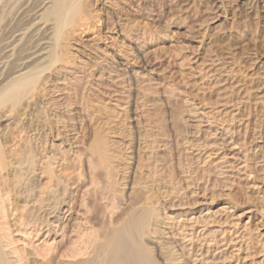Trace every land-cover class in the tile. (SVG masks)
<instances>
[{
    "label": "rangeland",
    "instance_id": "374dc122",
    "mask_svg": "<svg viewBox=\"0 0 264 264\" xmlns=\"http://www.w3.org/2000/svg\"><path fill=\"white\" fill-rule=\"evenodd\" d=\"M42 1L18 4L23 15L31 9L34 17ZM258 1L262 4L252 7L236 0H82L83 15L77 12L76 17H88L91 29L102 34L112 33L116 22L135 23L128 34L137 33L136 53L142 58L131 61L115 54L103 37L95 47L88 46L87 58L80 39L91 37L93 29L88 36L78 29L61 42L73 66L61 60L46 74V95L39 98L43 104L19 107L16 113L0 107L5 149L17 148L19 142L36 155L45 150L52 157L57 145L75 162L69 161L80 174L75 184L83 179L74 151L84 150L81 143L70 148L58 131L79 142L88 133H101L115 152L101 169L83 157V174H99L103 181L84 187L85 193L77 189L79 196L83 193L81 211L73 215L72 225L81 252L90 251L97 233L103 240L108 229L123 223L134 228L138 217L126 205L144 201L150 226L138 240L143 258L129 264H264L259 261L264 258V0ZM17 2L9 1L4 9L9 30L27 22L20 21V13L8 16ZM44 32L47 37L48 30ZM104 54L95 67L93 57ZM42 57L28 65L40 64ZM80 68L83 73L71 71ZM58 92L68 99L62 108L54 104ZM34 124L41 136L37 139L30 132ZM37 239L31 244L20 238L15 245L26 254L42 237ZM110 259V253H101L93 264Z\"/></svg>",
    "mask_w": 264,
    "mask_h": 264
},
{
    "label": "bare ground",
    "instance_id": "6f19581e",
    "mask_svg": "<svg viewBox=\"0 0 264 264\" xmlns=\"http://www.w3.org/2000/svg\"><path fill=\"white\" fill-rule=\"evenodd\" d=\"M9 1L14 2V0H0V25L6 22L3 21L5 18L3 17V13ZM16 1H18V4L23 0ZM81 1L43 0L34 12V17H32V13H28L29 11L31 12V9L24 12L25 15H23L22 10L24 9L20 8L21 4H18L19 7L15 11L10 10L8 16L17 17L20 13V15H23L20 21L24 19L27 22L17 30H9L11 22H6L3 25L5 27V32L3 31L5 35L0 38V107L8 108L6 111L10 113H16L18 111L16 108L19 107H22V109L28 107L32 109V106L39 108L43 104L42 100H39L40 94L42 96L46 95V89H42L43 79L46 78V74L50 73L49 71L61 60L66 59L69 63L74 62L72 56L66 55V51L63 53L64 50L61 47V42L69 40L70 32H76L78 29L84 32V36H88V32L93 29L91 37L88 36L80 39L85 42L84 45L82 44V51H87V58L91 53V48L88 46L95 47L94 42L101 37L104 38L106 48H112L115 54L123 58H129V60L132 59L131 61H133V58H142L136 53L139 50L137 48L139 42L136 38L137 33L128 34V31L135 29V23H128L129 21L116 22V24H113L115 26L111 27L114 29L112 33L106 30L105 34H102L101 29H91L93 24L88 17H76L77 12L83 13ZM235 3H248L252 7H258L261 2L259 3L258 0H236ZM41 23L44 26L43 28L40 27ZM44 30H48L47 37H43ZM124 40L129 41V44L125 46L122 44L118 45V42L123 43ZM44 43L45 45L42 47ZM114 47L115 49H113ZM24 53H26V56L19 57V55ZM41 54L43 57L40 64L28 65L32 58ZM104 56L107 57L105 54L93 57L97 58V60H92L93 65L96 67L98 63H103L105 60ZM70 64L72 65V63ZM87 65L90 66L88 63ZM71 71L72 73L84 72L83 70L76 71L74 69ZM57 84L60 83L58 82ZM53 87L57 91L61 92L62 90L60 85ZM61 93L59 94L58 92V100L53 98L56 100L54 104L59 106L61 102L63 103L67 99ZM36 126L34 124L30 129L35 139L41 137L37 133ZM71 130L69 128L67 131ZM66 135L68 136L67 133ZM5 136L6 131L0 133V264H93L101 253H110L112 258L103 261V264H129L143 258V254L138 248V240L142 241L143 235L149 231L150 226V219H148L147 215V218L144 216L147 212L144 201L143 203L139 201L126 205L128 206V210H130L129 214L138 217L137 222H133L134 228L128 225L125 227V223H123L115 228L108 229L104 234L103 240H98L100 235L97 233V237L94 243H92V248L89 252L86 251V254L83 253L85 251L81 252V249L76 247L77 244L75 245L73 215L76 212L79 214V211H81L79 209L80 204L78 203L79 197L83 196V193L87 190L85 188L83 192L84 187L95 183L100 185L103 181L99 174L94 177H88L83 174L85 171L83 160L85 158L83 157H88V161L91 164L97 162L101 169L102 164L103 167H107L109 161L115 155L112 147L102 141L103 136L101 133L97 132L92 134V136L88 133L87 137L84 138L86 141L81 140L79 142L76 136L72 135V137L70 136V138L67 137L65 139V135L63 136L61 131H58V137H61L62 141L66 140L70 148H77L79 143H81L80 146L82 145L81 148L84 150H82L83 153H80L78 150L74 151L77 153V157L75 155V158L78 161L77 165L81 169L83 179V182L81 181L79 185L75 184V179L77 176L80 177V174H77L78 169L76 173L74 172L75 166L73 165L75 162L67 157L65 153L67 150L60 152V150H56V145L53 148L52 157H46L45 150L39 151L36 155L34 150L32 151L31 146L24 145L23 143L19 145V142L17 143V148L11 149L9 147L10 149H5ZM110 142L112 145L114 141ZM60 147L58 144V148ZM69 161H73L74 164L70 162V165ZM242 166L244 165H240V167ZM44 179L46 180L42 183ZM78 188L83 192L80 196L78 195ZM67 195L68 199L66 200L65 197ZM15 202L19 204L17 207H13V203ZM81 208L82 210L84 208L87 210L89 209V205L85 203ZM220 210H222V207ZM197 220L195 219L194 221ZM237 223L234 221L232 226H237ZM124 228H126V231H128L137 244L134 241L129 242L124 235ZM12 236H19L31 244L35 240H38V237H42V239H39V243L35 244L32 250L29 248L28 252L25 251L26 254H22L21 251L23 249L20 246L17 248L15 245L20 238L13 239ZM22 247H24L23 244ZM143 248L145 249V247ZM237 250L239 251V249ZM78 255L81 256L77 258L76 256ZM259 261H264V258Z\"/></svg>",
    "mask_w": 264,
    "mask_h": 264
}]
</instances>
